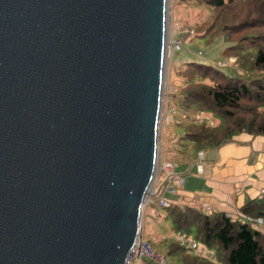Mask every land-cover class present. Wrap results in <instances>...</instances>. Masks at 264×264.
Returning a JSON list of instances; mask_svg holds the SVG:
<instances>
[{
    "label": "water",
    "instance_id": "water-1",
    "mask_svg": "<svg viewBox=\"0 0 264 264\" xmlns=\"http://www.w3.org/2000/svg\"><path fill=\"white\" fill-rule=\"evenodd\" d=\"M168 37V0H0V264H125Z\"/></svg>",
    "mask_w": 264,
    "mask_h": 264
},
{
    "label": "trees",
    "instance_id": "trees-1",
    "mask_svg": "<svg viewBox=\"0 0 264 264\" xmlns=\"http://www.w3.org/2000/svg\"><path fill=\"white\" fill-rule=\"evenodd\" d=\"M197 1L208 6L213 17L204 27L194 29V36L210 42L222 36L228 42L223 55L234 57L230 64L241 73L230 75L210 63L186 62L190 76L183 86L171 91V96L184 110L193 107L199 108L195 114L204 112L182 124L177 137L195 152L217 146L242 131L264 135V0ZM253 72L257 76L244 75ZM214 118L217 121L213 124ZM156 208L161 217L172 221L176 231L192 235L208 249L207 253L203 248L195 252L169 236L163 246L152 238L146 240L172 264H264V226L253 227L247 220L264 221V195L246 200L239 209L242 216L237 217L176 202L168 206L156 203L152 210ZM133 264L161 263L143 255Z\"/></svg>",
    "mask_w": 264,
    "mask_h": 264
},
{
    "label": "rangeland",
    "instance_id": "rangeland-1",
    "mask_svg": "<svg viewBox=\"0 0 264 264\" xmlns=\"http://www.w3.org/2000/svg\"><path fill=\"white\" fill-rule=\"evenodd\" d=\"M239 5L236 4L235 8ZM213 17V12L205 4H200L197 0H168V33L175 38L178 36L181 38L180 32L186 26H190L193 29V33L189 36L184 35L182 39V48L179 51L170 53L166 57L165 64V78L164 89L161 100V117H163L164 110L167 107L169 114V120H165L164 128L162 127L163 120L159 119V158H168L175 162V170L180 167L182 161H184L185 155H192L195 153L190 144H186V141H179L177 138L182 132V124H185L188 120L194 117L199 108H189L184 110L173 100L171 91H175L184 85V80L190 76V72L186 71V62L199 61L204 63H210L216 65L218 68L230 75H237L241 73L238 71V67L233 64L221 65V61H227V58L223 55L222 50L228 44L222 36H219L213 42L208 41L205 37H200L197 34L194 36V29L197 27H204L205 24ZM177 34H176V31ZM200 50L201 54L197 51ZM247 77L257 76L256 72L251 74L245 73ZM175 109V111H173ZM186 111V116H183L180 111ZM163 111V114H162ZM161 120V121H160ZM216 119H213V124L216 123ZM163 128V133H162ZM163 136V150H160L161 138ZM186 144V147L185 145ZM187 149V150H186ZM198 152H196V155ZM162 174L157 176V183L161 182ZM156 181V180H155ZM177 191L173 194H176ZM173 194H166L165 196H172ZM178 194V193H177ZM149 205H143L140 228L138 237L148 240L154 239L157 244L163 246L166 243V237L174 238L173 234L176 230L173 227L172 221L169 218H163L157 213L161 210L159 207L154 210H149ZM189 238L194 239L192 235H188ZM198 242V241H197ZM199 247L203 248L207 253L208 249L202 246L198 242ZM160 247V246H159ZM157 248V247H156ZM170 262V261H169ZM172 264V263H171Z\"/></svg>",
    "mask_w": 264,
    "mask_h": 264
},
{
    "label": "crops",
    "instance_id": "crops-1",
    "mask_svg": "<svg viewBox=\"0 0 264 264\" xmlns=\"http://www.w3.org/2000/svg\"><path fill=\"white\" fill-rule=\"evenodd\" d=\"M167 110L166 107L160 118L163 128L165 120H169ZM160 145L162 151L163 136ZM202 151V156L196 152L185 155L176 170L184 181L177 187L178 194L167 198L204 212L224 211L233 217L242 216L239 209L246 200L264 195V135L242 131ZM155 206L150 202L149 210ZM257 224L264 226V221Z\"/></svg>",
    "mask_w": 264,
    "mask_h": 264
},
{
    "label": "built area",
    "instance_id": "built-area-1",
    "mask_svg": "<svg viewBox=\"0 0 264 264\" xmlns=\"http://www.w3.org/2000/svg\"><path fill=\"white\" fill-rule=\"evenodd\" d=\"M176 31V30H175ZM193 33V29L190 26H186L185 28L182 29V32H180L181 38L176 36L175 38L171 37L169 34L168 41H167V51L168 55L172 52L179 51L182 48V39L183 36H190ZM177 34V31H176ZM198 54H201V51H197ZM234 57H229L227 61H221V65H228L233 61ZM175 111V109L173 110ZM183 116H186V113H181ZM204 115V112L202 110L198 111L197 114H195L196 118L201 117ZM203 151L199 150L198 151V156H202ZM175 162L168 158H162L158 157L157 160V173H156V178L159 175V173L162 174L161 177V182L158 184V187H156L157 179L155 178L156 181H154L155 184H153L152 189L153 193L150 194L143 205H147L150 202H156L161 206H168L171 202L169 199L165 196L166 194H173L176 192L177 187L183 183V175L181 173H178L175 170ZM247 220L250 222V224L253 227H256L258 222H261V218H247ZM173 236L175 239H177L180 243H183L186 245L190 250H193L195 252H202V248L199 247L198 242L196 239H191L188 237V235L184 232L181 231H176ZM147 255L150 256L151 258L157 260L161 264H171L167 260V258L162 255L161 253L155 251L149 243L141 238H137V241L133 248L131 249L130 253L127 256L125 264H133V261L135 258Z\"/></svg>",
    "mask_w": 264,
    "mask_h": 264
}]
</instances>
